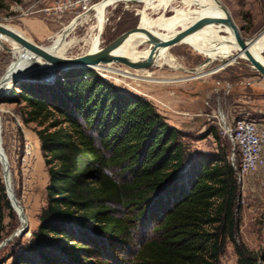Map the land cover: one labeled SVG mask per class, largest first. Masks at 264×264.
Segmentation results:
<instances>
[{
  "label": "trees",
  "instance_id": "16d2710c",
  "mask_svg": "<svg viewBox=\"0 0 264 264\" xmlns=\"http://www.w3.org/2000/svg\"><path fill=\"white\" fill-rule=\"evenodd\" d=\"M15 87L9 100L26 103V122L38 126L50 185L13 264H221L238 200L224 151L193 157L153 103L94 69Z\"/></svg>",
  "mask_w": 264,
  "mask_h": 264
},
{
  "label": "rangeland",
  "instance_id": "374dc122",
  "mask_svg": "<svg viewBox=\"0 0 264 264\" xmlns=\"http://www.w3.org/2000/svg\"><path fill=\"white\" fill-rule=\"evenodd\" d=\"M57 1L0 0V23L20 32L39 46L50 47L66 26L88 13L80 11L58 17L51 11ZM102 1L95 0L93 7ZM217 1L228 10L246 41H253L264 33V0ZM172 5L181 7V0H173ZM173 7L166 12L152 9L148 12L155 18L162 13L171 17L174 14ZM144 8L145 4L140 1H118L109 6L104 14L105 24L99 48L136 29ZM97 26L98 18L92 11L68 38V41L76 39L78 42L68 49L65 57L77 58L90 53L93 49L92 39L99 31ZM0 40L1 81L17 56L8 51L14 48L13 41L6 37ZM147 47L149 45H143L141 50ZM168 51L181 67L190 71L202 67L208 60V56L187 44H176ZM225 64L219 60L210 63L204 67L207 74L202 77L161 62L139 66L112 64V67L132 73L135 77L148 78L138 81L122 74L94 70L118 88L153 103L168 124L183 133V142L193 157L212 159L224 151L233 165L234 162L240 163V156L230 138L224 134V121L230 125L237 118L249 116L264 125V77L244 59H238L232 65ZM55 76L49 77V73L36 71L21 81L50 83ZM15 84L11 82L9 88L0 95L2 143L13 174L14 194L28 218L29 230L23 236L18 235L22 226L7 194L4 167L0 160V245L3 244L0 247V264H13L32 240L33 233L39 227L41 211L48 202L50 185L37 134L38 126L26 122V103L9 100L14 89L21 92ZM237 178L236 240L228 241L221 264H241L238 247L247 250V255L257 258V264H264L261 258L264 254V166L244 179L238 175Z\"/></svg>",
  "mask_w": 264,
  "mask_h": 264
},
{
  "label": "bare ground",
  "instance_id": "6f19581e",
  "mask_svg": "<svg viewBox=\"0 0 264 264\" xmlns=\"http://www.w3.org/2000/svg\"><path fill=\"white\" fill-rule=\"evenodd\" d=\"M118 1L143 2L145 4V8L141 12L139 30L143 32H147L157 39H166L175 34L184 32L193 25L197 24L199 21L204 20L206 18L224 15L220 3L217 0H181V7L179 6L173 7L172 5L173 0H104L100 2L98 6L95 5L92 8V10H90L88 13H85L77 17L70 24L68 23L69 25L66 26L64 31L56 37L54 43L50 47H46L45 49L56 56L65 57L68 49L78 42V40L76 39L68 41V38L77 29L79 25L85 22L88 14H90L93 11L96 13V16L98 18L97 28L99 31L97 36L94 39H92L93 49L91 52H96L101 50L99 48L101 42L100 35L102 33L105 24V17H104L105 11L109 6L113 5ZM170 7H173V13H174L173 16L171 17H168L165 15V13H162L159 17L155 18L152 17L148 12L150 9L158 12L159 10H163L164 12H166V10H168ZM224 27L226 29H224L223 26H217L216 28L214 22L204 23L202 26H200L198 29H196L193 33H191L188 36L186 43H182V44L190 45L197 51L208 56V60L205 65H202V67H199L197 69H194L195 71L193 73L196 74V77H202L206 75L207 73L204 71L205 70L204 67H207L210 63L214 61L219 60V61H223V63H226L225 65H232L238 59H242V57L244 59L246 58V56H244V54L240 52L239 46L235 44L234 36L229 30V28L226 25ZM222 30L227 32L226 36L220 35L221 34L220 31ZM2 37L5 36L0 35V39H2ZM13 42L15 49L14 54L18 58L20 55H23L22 47L18 45L15 41ZM145 42H147V38L145 35L141 33L135 34L131 36L129 39H127L125 42L119 44L114 50V54L125 55L131 57L134 60H144L148 58L153 48L149 45V47L141 50V47L143 45H147L145 44ZM0 44H2L1 40H0ZM174 45L176 44L168 45L162 49H159L156 53L157 59L155 62L156 63L161 62L162 64H169L173 68L183 69L184 71L191 72L189 69H184L183 67H181L177 63L175 57L169 53L168 50ZM251 49L254 55L264 63V55L262 53V50L264 49V33H262L260 37L252 41ZM238 54L241 57H237ZM37 60L41 62L40 59L37 58ZM20 66L22 65L19 64L18 67L20 68ZM43 68H47V67L46 66L37 67V69L39 70ZM99 70H102L103 72L108 74H117V75L122 74L125 77H129L137 81L148 80L147 77L146 78L135 77V75H133L132 73L116 69L112 67V64L102 65L99 68ZM117 81L119 80L117 79ZM161 82H170V81H161ZM10 83L11 81L8 80L5 83L0 84V92L8 89ZM221 117H223V115ZM4 179L6 185L8 186V188H11L14 194V185H13L14 180H13V174L10 168V164L8 171H6L4 167ZM11 199L13 200V197ZM14 207L16 208V211L19 215V213H21V210L18 208V205L14 204ZM19 218L22 226V224L26 222L25 217L19 215Z\"/></svg>",
  "mask_w": 264,
  "mask_h": 264
},
{
  "label": "water",
  "instance_id": "95a60500",
  "mask_svg": "<svg viewBox=\"0 0 264 264\" xmlns=\"http://www.w3.org/2000/svg\"><path fill=\"white\" fill-rule=\"evenodd\" d=\"M220 6L224 13L223 16L211 17L201 20L197 24L190 27L188 30L175 34L169 38L157 39L153 37L151 34L139 30V26H138L136 29L125 33L117 40L110 43L101 50L96 52H90L86 55L77 58H66V57L56 56L53 53L46 50L44 47L39 46L33 43L32 41L28 40L20 32L0 23V35L15 41L18 45L22 47V52H23V55H20L15 62L11 63L6 73L1 78L0 84L5 83L8 80H10L11 82L26 80L31 76L32 73H35L36 71L49 73V77H52L55 76L57 72H62L72 68L99 69L102 65L113 64V63L127 64L134 66L152 64L157 59L156 53L159 49H162L168 45L186 43L188 36L191 33H193L196 29H198L200 26H202L204 23L207 22H214L218 26L226 25L233 34L235 39L234 42L239 46L240 52L244 54V56H246L245 59L243 57L242 59L250 62L252 67L254 69H257L260 72V74L264 77V63L254 55L251 49L252 41L248 42L242 37L238 29V26L233 22V19L231 18V15L228 12V10L224 6L222 5ZM220 32L227 34V32L223 30ZM138 33L145 35L147 38V42H145V44L153 47L148 58L144 60H134L131 57L125 55L114 54V50L119 44L125 42L131 36ZM8 51L14 53L15 49L14 48L8 49ZM237 57H241V56L238 54ZM37 58L40 59L41 62H39ZM206 63L207 61L203 65H205ZM19 64L22 65L20 66V68L18 67ZM42 66H46L47 68H43L40 70L37 69V67H42ZM194 71L195 70H191V72ZM4 92L5 90L1 91L0 95ZM0 160L2 165H4L5 167V170L8 171L9 160L2 146L1 119H0ZM6 189L14 210L16 211L14 204H17L18 208L21 210V213H19V215L25 217L26 222L22 224L20 233H18V235L23 236L29 230L28 228L29 221L27 220L26 215L24 214L23 208L19 206L18 201L15 198V194H13L11 188H8V186L6 185ZM12 197L13 200L11 199ZM2 245H0V247Z\"/></svg>",
  "mask_w": 264,
  "mask_h": 264
},
{
  "label": "built area",
  "instance_id": "2783aa9c",
  "mask_svg": "<svg viewBox=\"0 0 264 264\" xmlns=\"http://www.w3.org/2000/svg\"><path fill=\"white\" fill-rule=\"evenodd\" d=\"M95 0H58L51 9L58 17L89 12ZM223 131L238 150L240 163L233 166L240 178L257 171L264 166V125L255 119L244 116L228 125L224 121Z\"/></svg>",
  "mask_w": 264,
  "mask_h": 264
}]
</instances>
